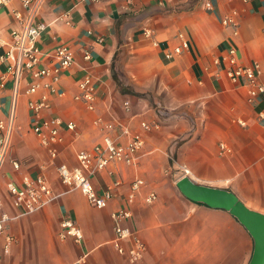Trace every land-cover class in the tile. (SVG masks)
<instances>
[{
  "label": "crops",
  "instance_id": "0c3cea01",
  "mask_svg": "<svg viewBox=\"0 0 264 264\" xmlns=\"http://www.w3.org/2000/svg\"><path fill=\"white\" fill-rule=\"evenodd\" d=\"M207 2L211 6H207ZM14 10L22 13L17 19ZM237 11V32L222 19ZM28 21L44 23L39 37L45 63L55 64V49L69 45L74 64L66 69L51 93L47 114L75 121L76 129L62 130L64 141L51 159L32 129L24 71L17 80L1 55L10 47L12 31ZM154 34L147 37L144 29ZM189 47L172 58L167 50ZM0 117L11 124L10 146L0 169V213L17 214L7 183H23L24 175L43 173L56 197L41 209L9 220L7 233L15 240L6 251L0 233V264H74L88 253V264H247L254 239L228 210L213 208L186 197L177 180L189 175L199 183L234 191L250 208L264 213V94L250 100L242 80L233 82L215 58L230 46L239 62L258 63L264 83V0H0ZM91 58L85 57V51ZM90 74L96 85V108L90 110L77 95L79 82ZM129 101V106L125 102ZM102 115L117 124L113 135L125 143L122 126L141 132L145 144L133 164L111 162L92 176L99 194L113 186L114 196L99 208L80 189H68L57 165L76 164V152L92 149L102 131L94 119ZM159 121L146 131L142 120ZM232 148L222 154L220 143ZM21 162L15 169L13 160ZM183 166L190 169L183 173ZM142 187L133 211L132 226L145 242L143 258L131 262L113 245L112 211L126 205L133 179ZM153 202H145L149 191ZM72 218L82 228L81 243L61 238L60 222ZM125 246L134 244L132 238Z\"/></svg>",
  "mask_w": 264,
  "mask_h": 264
},
{
  "label": "built area",
  "instance_id": "2783aa9c",
  "mask_svg": "<svg viewBox=\"0 0 264 264\" xmlns=\"http://www.w3.org/2000/svg\"><path fill=\"white\" fill-rule=\"evenodd\" d=\"M97 1V0H93ZM248 1V0H245ZM25 7H30L32 0H22ZM40 0H37L39 3ZM210 7L211 3L207 2ZM17 19H21L22 13L14 10ZM237 11L227 14L223 17L222 22L230 25L237 32ZM45 29L44 23L34 24L31 21L23 28H17L12 31L13 41L10 47L1 55V58L9 61L8 72L14 74L16 79L22 75L24 71H28L32 80L27 88V92L31 95L37 94L36 97L29 99V108L32 114V129L37 135L41 145H43L49 153L51 159H56L59 154V145L64 141L62 130L76 129L75 121H64L57 115L47 114L45 111L50 108L51 93L57 89V83L60 82L63 72L70 68L75 62V55L69 45H58L55 49V57L57 62L53 65L45 63L44 50L39 44V37ZM147 37H152L154 31L147 27L144 29ZM181 44L171 50H167L165 55L168 58L174 57L181 53L184 48L189 47V41L183 32L179 33ZM5 41L0 38V47ZM85 57L91 58V52L85 51ZM219 71L225 69L226 74L233 82L244 81L248 87L249 98H254L260 94H264V83L260 81L259 76L261 69L258 63L245 65L239 62L237 50L234 46H230L222 55L215 58ZM8 74V73H7ZM7 74L0 73V85H5ZM79 93L77 98L83 100L90 110L96 108V85L90 74L86 75L79 82ZM129 106V101L125 102ZM94 124L102 131V138L92 149L82 148L76 152V164L69 165L61 162L57 165V171L60 181L68 187V189H80L87 197L89 202L99 208L106 207L110 199L114 196L113 186L109 187L103 194L96 191L92 176L107 168L111 162H119L133 164L136 161L137 153L143 148L145 139L141 132H132L128 126H122V133L127 136L125 143L118 142L113 135L116 122L107 120L102 115H98L94 119ZM141 126L146 131H152L160 127L159 121L142 120ZM11 124L0 117V169L7 155L10 146ZM220 151L222 154L231 153L232 148L225 142L220 143ZM13 166L19 170L21 162L13 160ZM183 173L189 174L190 169L183 166ZM146 181L142 177L133 179L130 188L126 194V205L112 211V218L115 224V237L113 245L116 250L125 255L131 262H137L143 258L146 250L145 242L138 236L136 230L132 226L133 211L131 206L136 202L137 197L142 190ZM8 191L12 198V204L17 209L15 216L7 211L0 213V233L5 234L6 244L5 250L15 240V237L7 233V224L9 220L16 216L33 213L46 203L56 197L49 181L43 173L32 177L24 175L23 183L17 184L13 181L7 183ZM158 197V193L154 190L149 191L144 196L145 202H153ZM59 235L61 238L73 237L77 242L83 241L84 233L82 228L72 218H64L60 222ZM132 238L134 244L131 247L125 246V241ZM2 255L0 254V260ZM74 264H88V253L84 252L75 261Z\"/></svg>",
  "mask_w": 264,
  "mask_h": 264
},
{
  "label": "water",
  "instance_id": "95a60500",
  "mask_svg": "<svg viewBox=\"0 0 264 264\" xmlns=\"http://www.w3.org/2000/svg\"><path fill=\"white\" fill-rule=\"evenodd\" d=\"M181 192L191 200L213 208H222L233 214L251 233L253 252L247 264H264V213L247 206L238 195L224 187L199 183L189 175L177 180Z\"/></svg>",
  "mask_w": 264,
  "mask_h": 264
}]
</instances>
